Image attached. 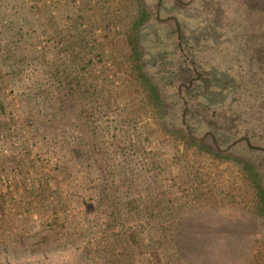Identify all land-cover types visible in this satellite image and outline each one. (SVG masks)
<instances>
[{"label": "rangeland", "instance_id": "374dc122", "mask_svg": "<svg viewBox=\"0 0 264 264\" xmlns=\"http://www.w3.org/2000/svg\"><path fill=\"white\" fill-rule=\"evenodd\" d=\"M140 4L161 44L211 37L204 68L240 85L211 152L138 81L121 37ZM258 180L264 0H0V264H264Z\"/></svg>", "mask_w": 264, "mask_h": 264}, {"label": "trees", "instance_id": "16d2710c", "mask_svg": "<svg viewBox=\"0 0 264 264\" xmlns=\"http://www.w3.org/2000/svg\"><path fill=\"white\" fill-rule=\"evenodd\" d=\"M139 7L140 12L123 31L124 37H121L122 45L128 43L130 47L138 81L162 115L173 111L178 116L180 123L175 127L176 138L195 143L206 152H211L215 135L224 130L230 134L231 125L235 128L238 123L236 112L240 109L234 105V100L238 98L240 85L234 81L235 78L227 77L214 69L213 65L204 68L197 53L204 49L209 52L211 37L204 39V36H193L175 25L164 33L167 42L161 44L159 32L162 26H156L155 21L147 24L149 16L144 12L143 4ZM163 31L166 32V29ZM145 46L150 47L148 55L144 54ZM170 49L171 52H168ZM7 60H10V56L5 55L1 62ZM172 100L176 103H172ZM254 126L252 124L251 128L245 130L249 132ZM201 129L207 131L198 138L195 134H199ZM214 154L217 152L214 151ZM247 167V172L257 178L258 172ZM262 184L263 181L259 180L254 183L264 202Z\"/></svg>", "mask_w": 264, "mask_h": 264}]
</instances>
